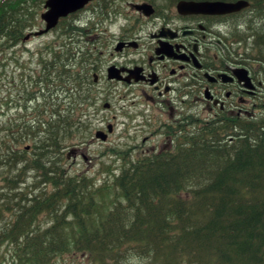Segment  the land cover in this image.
Wrapping results in <instances>:
<instances>
[{
    "label": "trees",
    "instance_id": "obj_1",
    "mask_svg": "<svg viewBox=\"0 0 264 264\" xmlns=\"http://www.w3.org/2000/svg\"><path fill=\"white\" fill-rule=\"evenodd\" d=\"M25 1L0 0L1 68L43 4ZM246 1L264 15V0ZM81 47L70 42L66 57L45 49L54 59L44 95L21 107L29 120L2 125L0 264H264V113L238 129L198 128L173 154L98 186L97 177L70 172L66 158L85 134L75 87ZM33 79L21 92L39 88ZM116 154L127 163L124 150ZM31 171L34 195L24 190Z\"/></svg>",
    "mask_w": 264,
    "mask_h": 264
},
{
    "label": "flooded vegetation",
    "instance_id": "obj_2",
    "mask_svg": "<svg viewBox=\"0 0 264 264\" xmlns=\"http://www.w3.org/2000/svg\"><path fill=\"white\" fill-rule=\"evenodd\" d=\"M40 1L43 11L28 21L31 30L14 47L16 53L9 55V63L4 61L7 65L0 67L1 86L13 87L19 80L21 87L17 104L7 93L0 116L15 110L7 122L29 120L31 114L21 107H34L37 97L44 95L40 87L47 89L46 67H52L54 59L51 52L43 51L53 46L58 56L61 51L66 57L69 43L80 42L81 74L75 87L82 95L85 134L83 142L66 155L70 172L97 177L101 186L111 180L112 173L173 154L188 140L193 142L198 128L236 125L238 129L247 121L256 124L264 113V15L258 8L250 5L228 14L185 15L178 11L181 2L234 1L92 0L45 32L44 15L50 8H46L47 0ZM146 5L152 7L151 15L146 14ZM48 35L53 39L44 46L27 49L30 39ZM36 65L40 68L37 75ZM33 78L39 88L21 92L22 88L30 90L25 83L33 85ZM115 103L122 104L120 109L114 108ZM99 131L108 135L106 142L96 139ZM230 134L223 137L232 142ZM95 146L102 148L98 160L91 154ZM117 149L125 151L126 164L117 159ZM71 160L81 169H74ZM35 178L33 171L27 173L26 183L31 186L24 189L26 193L36 194Z\"/></svg>",
    "mask_w": 264,
    "mask_h": 264
},
{
    "label": "water",
    "instance_id": "obj_3",
    "mask_svg": "<svg viewBox=\"0 0 264 264\" xmlns=\"http://www.w3.org/2000/svg\"><path fill=\"white\" fill-rule=\"evenodd\" d=\"M90 1L92 0H47L46 8H50V11L44 15V19L47 23V29L45 32L54 28L61 17H66L69 14L84 8ZM249 6L250 3L245 0H239L234 3L181 2L178 5V11L181 14H185V15L191 13L208 14L210 12H217L219 14H228L233 12H239ZM144 9L147 15H151L153 13L151 6L146 5ZM109 130H111V126L109 127ZM96 138L105 141L107 139V136L103 132H98L96 134Z\"/></svg>",
    "mask_w": 264,
    "mask_h": 264
},
{
    "label": "rangeland",
    "instance_id": "obj_4",
    "mask_svg": "<svg viewBox=\"0 0 264 264\" xmlns=\"http://www.w3.org/2000/svg\"><path fill=\"white\" fill-rule=\"evenodd\" d=\"M40 11H43V8H41V7L38 8L36 12L37 13H40ZM52 39H53V35H48V36H46L44 38H41L40 40L38 39V37H37V39L32 38V39H30L28 41L30 43L27 45V49H29L31 51H35L37 49V47L44 46L45 43L49 42ZM18 49L20 50V52L23 51L22 50L23 48H18ZM25 56H27V54H25ZM12 68L13 67L11 65L10 68L8 69V71L9 72H12ZM34 68L36 69L35 74L37 75L40 72V68H38V65H36ZM7 74H9V73H7ZM17 74L18 75L20 74L19 71L17 72ZM3 79L6 80V81H8V78L3 77ZM16 79L18 80V78H16ZM2 85H4V82H2ZM19 85H20L19 80L14 84L13 87L11 85H8V84H7V87H3V86H1V83H0V113H2V111H3V108H2L3 102L2 101L5 100V97L7 96V93L12 95L11 97H12V99L14 100V102L16 104L18 103V92H20V90H21V87H19ZM60 100L62 102H66V100L63 97H61ZM120 105H122V104L115 103V107L114 108L116 110L117 109H120ZM5 111L6 110H4V112ZM15 114H16L15 110H11V111H8L6 113V115L0 116V132L2 131V129H1L3 127L2 125L5 124L9 118L14 117ZM120 131H122V130H120ZM116 139H117V137H116ZM76 148L77 147H74V149L72 148V150H75ZM101 150H102V148H98L97 146H95V147H93L91 149V154L94 156V159L95 160H98L99 159V152ZM70 164L73 165L74 169H76V170H80L81 169V167L78 165V162L76 164H74L73 161L71 160L70 161ZM94 164L95 163H92L90 165L93 166ZM88 170H91V168H89ZM59 264H83V261L82 260H79V259H70L66 263H59Z\"/></svg>",
    "mask_w": 264,
    "mask_h": 264
}]
</instances>
